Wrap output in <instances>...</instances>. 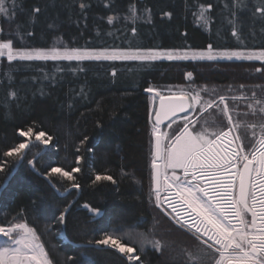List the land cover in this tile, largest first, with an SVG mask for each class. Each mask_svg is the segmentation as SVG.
I'll use <instances>...</instances> for the list:
<instances>
[{"label":"trees","instance_id":"1","mask_svg":"<svg viewBox=\"0 0 264 264\" xmlns=\"http://www.w3.org/2000/svg\"><path fill=\"white\" fill-rule=\"evenodd\" d=\"M0 42L50 54L264 52V0H0ZM149 89L224 99L221 112L196 109V127L232 128L245 151L264 127V61L0 58V227L25 225L49 264H130L107 239L133 249V264H215L156 208Z\"/></svg>","mask_w":264,"mask_h":264},{"label":"rangeland","instance_id":"2","mask_svg":"<svg viewBox=\"0 0 264 264\" xmlns=\"http://www.w3.org/2000/svg\"><path fill=\"white\" fill-rule=\"evenodd\" d=\"M0 58L7 60L14 59H72V60H95V59H109V60H130V59H164V60H192L204 62H236V61H264V52H214L211 50L206 51H185L176 53H151V54H137V53H92V52H61V53H26L23 51H15L9 42H0ZM203 89V88H202ZM168 93V94H167ZM150 99V119L153 123V116L155 114L158 99L162 96H186L190 99L191 111L195 109H216L214 114L221 112V109H227V103L224 99L219 101V104L214 107V103L197 105L193 100L198 98V91L187 90H148ZM241 99L246 97L243 94L238 96ZM199 99V98H198ZM249 101V100H244ZM195 103V104H194ZM252 107L253 104H249ZM264 109V108H263ZM263 109H260L261 111ZM251 110V109H250ZM256 109H252L255 111ZM213 114V113H211ZM224 115L228 118V111H224ZM196 113L190 117L182 116L172 120L167 125L156 128L152 127L153 136L157 133L163 137V155H162V178H164L177 201H182L186 206L190 207L192 211V224L185 225L178 222L174 216L162 205L157 204L156 195L154 193V202L158 211L166 217L174 227L184 229L190 236L194 237L199 243L211 249L217 256L215 264H218L219 259L224 260L229 257L237 259L241 264H249V258L242 252L249 246L248 231L249 224L246 220L241 223L239 219L238 210L234 209L238 222L235 225L218 224L216 219L212 216V211L227 223L225 218V211H233V209L226 210V201L233 193V182L235 180V170L231 167H225V163L230 161L231 156L234 155L236 150V138L232 128H226L218 133L214 132L217 128V123L200 124L196 127V120L194 119L191 124H186L190 119L194 118ZM154 125V123H153ZM175 129L178 134L171 136L168 134L169 129ZM253 129V128H252ZM218 130V129H217ZM255 135V141L262 144L264 141V127ZM237 136V134H236ZM35 140L42 143V147L46 148L47 143L42 141L40 137ZM240 147L242 141L237 136ZM27 144H22L17 152L25 149ZM243 148V147H242ZM195 161L196 170L200 171V179L211 178L210 182L204 180L200 184H190L180 175H177L182 170L186 161ZM221 168V169H220ZM223 172L220 174V170ZM198 173V172H197ZM206 174L209 176H206ZM218 181L220 183L218 184ZM211 187L212 192L219 193L222 201L221 208L218 206V197L214 198L215 194L210 196L209 190ZM235 197V194H233ZM234 197L232 201L234 202ZM196 198V200H195ZM197 201L208 205L210 212H206L203 208L197 207ZM181 202V203H182ZM181 203L176 204L177 209H181ZM219 203V202H218ZM187 212H185L186 214ZM262 218V217H261ZM264 227V219L256 220L255 228ZM105 246L115 247L122 255H125L130 264L137 261L133 249L121 244L118 240L107 239L104 242ZM40 248V250H39ZM41 251V252H40ZM49 264L44 256L41 245L35 240L29 229L23 225L18 224L11 227H0V264Z\"/></svg>","mask_w":264,"mask_h":264},{"label":"flooded vegetation","instance_id":"3","mask_svg":"<svg viewBox=\"0 0 264 264\" xmlns=\"http://www.w3.org/2000/svg\"><path fill=\"white\" fill-rule=\"evenodd\" d=\"M193 113H196V109L195 111L190 110V112L186 114L185 117L188 118ZM196 117L197 115L194 116V118L190 119V121L186 122V124L193 122L194 119H196ZM234 135L236 138V145H235L236 150L234 152V155L231 156L230 161H227V164L225 163L224 168L231 167L232 170L236 171L235 180L234 181L231 180V182H233L234 194L236 200V190H237L240 168L244 165L245 162L251 163L248 197H247V210L244 211L240 209L238 205H237V209L241 223L244 222V220H246V223L249 224L248 231L252 232L254 230L256 220H260L262 218L264 219V141H262L261 145H259L260 141L259 142L255 141L245 151L242 147H240L236 133ZM194 163L195 161H191V160L186 161L182 170L179 171L177 175H180L182 178L186 179L191 184H200L204 180H208L210 182L211 180L210 177L204 180L200 179V174H199L200 171L196 170V166L194 165ZM224 168H222V171L221 170L219 171L220 174L223 172ZM206 176H209V174L208 175L206 174ZM161 178H162V167H161ZM208 186L209 184H207L206 189L212 192L213 189H211V187ZM160 188H161V183H160ZM161 198L162 196L156 197L158 206L161 205Z\"/></svg>","mask_w":264,"mask_h":264},{"label":"water","instance_id":"4","mask_svg":"<svg viewBox=\"0 0 264 264\" xmlns=\"http://www.w3.org/2000/svg\"><path fill=\"white\" fill-rule=\"evenodd\" d=\"M191 103L192 102L190 101V99L186 96L167 95L160 97L158 99L155 114L153 116L154 126L156 128H161L167 125L168 123H170L172 120L185 116L191 110L190 109ZM153 139H154V152H153L154 157L151 167V189L153 193H157L160 190V183H161L163 137L161 134L157 133L153 136ZM250 170H251V163L245 162L244 165L240 168L239 179L236 190L237 205L240 209L244 211L247 210V197H248ZM250 251L253 255H257V251L254 249V247H251Z\"/></svg>","mask_w":264,"mask_h":264},{"label":"built area","instance_id":"5","mask_svg":"<svg viewBox=\"0 0 264 264\" xmlns=\"http://www.w3.org/2000/svg\"><path fill=\"white\" fill-rule=\"evenodd\" d=\"M195 165V163H194ZM196 166V165H195ZM190 183V182H188ZM220 183V181H218V184ZM191 184V183H190ZM172 189L170 188L168 182L164 179L161 178V188L160 190L155 193L156 197H160L161 198V205L163 206L164 209L168 210L173 216L174 218L178 221L181 222L182 224H189L191 225L192 222V211L190 209V207L186 206L185 203H183L182 201H177L176 197L174 196V193H172L171 191ZM205 190H208L205 188ZM220 191L219 193L213 191L210 193V196L213 194H215L214 198L218 197L217 195L220 196ZM210 192V191H209ZM234 194V190L233 193L231 194V197L229 198L230 201H226V203L224 205H226V210L227 209H233V211H225V218L227 217V223H224L223 220H221V218H219V216L216 214V212L212 211V217L216 219L218 224L221 225H225V224H230V225H235L238 222V217L234 211V209H237V204H236V200L235 197L233 196ZM232 197H234V202L232 201ZM218 206L221 208L222 205V201H224V199H221L220 197H218ZM196 200V198H195ZM181 203V209H177L176 204L177 203ZM197 207H201L203 208L206 212H210V209L208 208L209 206L206 204H203L199 201H197ZM185 212H187L185 214ZM250 240H249V246L247 249H245L244 252L247 257L249 258V264H264V227L262 228H255L252 232H250V236H249ZM251 247H254V249L257 251V255H253L251 253ZM218 264H241V261L239 262L237 259L229 257L228 259H222L218 261Z\"/></svg>","mask_w":264,"mask_h":264},{"label":"bare ground","instance_id":"6","mask_svg":"<svg viewBox=\"0 0 264 264\" xmlns=\"http://www.w3.org/2000/svg\"><path fill=\"white\" fill-rule=\"evenodd\" d=\"M39 250H40V248H39ZM41 252V251H40Z\"/></svg>","mask_w":264,"mask_h":264}]
</instances>
